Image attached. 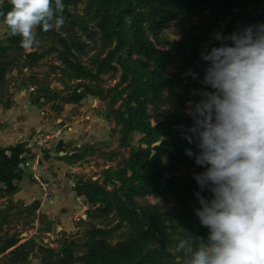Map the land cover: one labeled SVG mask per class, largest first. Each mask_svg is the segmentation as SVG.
<instances>
[{"label": "rangeland", "instance_id": "374dc122", "mask_svg": "<svg viewBox=\"0 0 264 264\" xmlns=\"http://www.w3.org/2000/svg\"><path fill=\"white\" fill-rule=\"evenodd\" d=\"M219 2L207 0L186 13L139 3L129 17L130 28L141 27L134 34L137 41L129 55L166 78L159 98L148 103L152 124H166L178 131H186L191 124L188 102L198 99L193 90L203 86L199 79L182 76L180 49L192 33L202 25L225 31L234 20L264 21V0H247L230 16H216ZM63 3L65 24L48 31L36 26V44L28 50L12 46L8 28L0 20V49L6 51L0 62L7 64L0 83V111L20 114L14 127L22 132L19 143L26 148L21 164L24 175L15 182L17 190L0 187V264H97L107 260L132 264L146 248L157 244L164 247L171 263L184 264L185 256L176 244L180 238L195 240L175 221L180 195L168 190L138 196L132 202L147 211L151 239L139 242L127 256L115 254L110 259L108 255L111 246L117 248L137 238V229L118 195L119 172L127 167L134 151L146 147L142 134L123 125L137 82L122 68L127 47L106 38L100 29L111 10L91 0ZM8 4L10 0H0V9ZM160 14L166 20L155 25ZM71 65L85 67L92 77H77ZM82 92V100L75 102L73 97ZM179 157H163L165 164L174 165L175 174L193 177L202 171L186 154ZM83 181L96 182L110 204L93 205L85 196L73 194ZM51 184L62 192L50 204L52 216L42 205L51 197ZM96 245L104 256L92 257ZM69 248L73 257L67 256Z\"/></svg>", "mask_w": 264, "mask_h": 264}, {"label": "clouds", "instance_id": "9594fccd", "mask_svg": "<svg viewBox=\"0 0 264 264\" xmlns=\"http://www.w3.org/2000/svg\"><path fill=\"white\" fill-rule=\"evenodd\" d=\"M3 23L20 46L36 44L34 29L65 24L63 0H10ZM130 23V19L126 18ZM217 44L200 52L203 86L186 110L183 133L193 148L185 154L202 171L193 173L199 224L195 241L180 238L184 264H264V22L228 34L213 33ZM193 79L199 73L188 70Z\"/></svg>", "mask_w": 264, "mask_h": 264}, {"label": "trees", "instance_id": "16d2710c", "mask_svg": "<svg viewBox=\"0 0 264 264\" xmlns=\"http://www.w3.org/2000/svg\"><path fill=\"white\" fill-rule=\"evenodd\" d=\"M97 3L103 9H110L107 18L100 22V29L106 38L118 40L122 46L127 47L128 55L122 60V68L131 75L137 85L132 95H130V105L127 109L126 117L123 121L124 128L129 131H135L142 134V140L146 147H139L134 151L127 162V167L120 171L118 178L121 187L118 195L122 200V208L130 218L132 224L137 229V238L128 243L122 244L117 248L111 246L108 253L110 259L115 254L127 256L134 250L138 243L148 242L151 237L150 218L145 210L135 207L132 202L138 196L160 194L163 190L179 194L176 212L174 213L175 221L188 230V233L195 240L196 236H205L207 229L199 224L194 210L199 207L195 192L198 186L193 177H184L173 172V164H165L163 157L170 155L174 159L185 155L186 148H194L184 139L185 131H178L166 124L154 125L148 119V103L151 99H158L161 88L166 84V78L157 75L144 67L139 61L131 57L136 33L141 28H130L127 19L136 11L139 3L158 5L177 13L189 12L207 0H91ZM219 6L216 8V16H230L233 9L239 6H245L247 0H219ZM11 4L0 9V13H6L10 10ZM3 21V15H0ZM165 15L160 14L156 17L155 25L165 22ZM264 22L261 19L251 21H237L230 23L225 31H220L225 35L242 28L245 25ZM138 26V25H137ZM217 30L212 25H202L190 35L188 41L180 49V55L183 59L182 76L187 79H193L192 76L186 75L188 70L199 73L202 78V69L199 68L200 52L206 45L217 44L213 40V33ZM12 46H20V37L11 36L9 38ZM139 44V43H138ZM140 46L142 43L139 44ZM5 49H0V58L5 56ZM139 51L141 48L139 47ZM5 62H0V83L6 76ZM71 70L77 77L91 78L92 74L83 66L71 65ZM85 92L76 93L73 97L75 102H79L84 97ZM26 148L23 143L10 145L7 147L0 146V187L4 185L8 191L15 192L16 181L23 179L24 170L21 164L24 161ZM181 157V158H182ZM75 191L78 196H85L93 205L110 204L106 192L94 181L80 182ZM12 246V245H11ZM10 247V246H9ZM67 256L73 257L72 248L67 251ZM104 256L102 249L95 246L92 251V257L100 258ZM96 264V262L94 263ZM97 264H111L109 260ZM132 264H173L169 261L167 253L160 244L146 248Z\"/></svg>", "mask_w": 264, "mask_h": 264}, {"label": "crops", "instance_id": "0c3cea01", "mask_svg": "<svg viewBox=\"0 0 264 264\" xmlns=\"http://www.w3.org/2000/svg\"><path fill=\"white\" fill-rule=\"evenodd\" d=\"M1 108V107H0ZM6 111H11V110H6ZM4 111H0V133L2 136H0V146L2 147H7L10 144H18L22 140H19V136H21L22 132H17L14 127L15 120L16 122L19 121V116L20 114L14 113V111H11L10 113ZM43 127L45 126L44 123H42ZM24 130V129H23ZM22 130V131H23ZM10 135V136H9ZM10 140V143H9ZM14 140L15 143H12ZM60 189L56 190V188L52 189V184L49 186V192L51 197L47 200V202H44L42 205L44 207V210H46V213L50 216H52V200H55L57 197V194H60L62 196V192L60 193ZM73 194H76L75 189L72 190ZM78 196V195H77ZM63 199V198H62Z\"/></svg>", "mask_w": 264, "mask_h": 264}, {"label": "built area", "instance_id": "2783aa9c", "mask_svg": "<svg viewBox=\"0 0 264 264\" xmlns=\"http://www.w3.org/2000/svg\"><path fill=\"white\" fill-rule=\"evenodd\" d=\"M26 164H27V165H29V164H30V162H27Z\"/></svg>", "mask_w": 264, "mask_h": 264}]
</instances>
